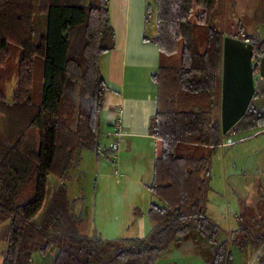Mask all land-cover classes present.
<instances>
[{"label":"trees","instance_id":"trees-1","mask_svg":"<svg viewBox=\"0 0 264 264\" xmlns=\"http://www.w3.org/2000/svg\"><path fill=\"white\" fill-rule=\"evenodd\" d=\"M110 0H0V226L9 222L2 264H33L55 252L53 264H157L192 231L213 245L211 264H234L232 246L249 245L264 264V220L219 242L221 227L206 214L213 159L226 138L264 129V39L253 45L256 93L247 114L226 135L221 121L223 45L216 25L220 0H157L160 56L180 54V66H160L153 200L145 238L106 240L82 234L84 201L69 199L68 182L84 151L101 149L100 118L109 86L102 56L115 47ZM17 87L7 103L6 84ZM59 184L45 209L49 178ZM41 221L37 222L42 213ZM195 223V224H193ZM255 228V227H254Z\"/></svg>","mask_w":264,"mask_h":264},{"label":"crops","instance_id":"crops-1","mask_svg":"<svg viewBox=\"0 0 264 264\" xmlns=\"http://www.w3.org/2000/svg\"><path fill=\"white\" fill-rule=\"evenodd\" d=\"M156 10L157 0H110L109 13L111 25L115 32V47L112 51L104 54L101 59L102 75L110 90L106 94L104 110L100 118L101 149L104 152L107 151V153L109 151V154L108 157L103 154L94 155L96 156L94 159L96 183L99 181L100 168L103 166L106 168L103 173V177L106 175V180L105 178L102 179V190L100 191L97 186V195L100 194V197H97L95 202L97 203L96 210H98L99 203V211L103 209L110 213L109 203H112V206L114 203H122L128 194L140 195L147 193L149 194V203L152 202L150 200V195L152 196L150 187L153 182L156 141L152 135L151 125L158 110V85L154 82L153 76L157 74L160 66L164 63L158 47L152 41L157 31ZM223 11L224 14L227 12L225 3L223 4ZM13 82L17 85L16 77L8 83ZM8 83L6 89H8ZM13 98L14 94L11 97L7 96V103L11 105ZM118 111L120 112L124 133L119 143V151L114 153L110 150L114 139L108 133L111 130L115 112ZM228 142L225 143L224 141L216 154L221 148H227L225 156L228 153L230 154L229 151L234 150L235 143ZM82 153L80 155L81 161ZM109 163L112 169H117L114 171V176L117 179L114 191L107 193L108 187L106 184L109 172H107L106 165ZM75 166L79 167L80 164ZM224 171L226 177L228 171L225 166ZM116 172L118 176H116ZM226 187L228 188L229 185L226 184ZM211 191L214 192L215 190L211 187ZM123 192L125 194H122ZM236 198L240 201L239 196L232 200L229 198V206L231 202L236 201ZM100 201H103L102 208ZM140 203L144 202L132 199L125 207L121 205L126 210L124 215L128 220L116 221L110 227L117 230V233L134 234L132 238H145L153 225L147 216L150 204H147L146 208L145 206L140 208ZM137 211H139V214L136 215ZM228 211L230 212V207ZM210 219L212 220V218ZM96 233L107 239L103 235V230L100 229ZM121 235L112 238V240L125 238ZM180 242L174 244L157 264H207L194 248L192 242H185L184 245L182 241ZM181 246H184L182 248L183 256H188L178 257L177 259L174 257L172 259L168 258L169 254L180 249ZM255 259L250 264H255ZM241 260V257L237 258L233 254L234 264H243Z\"/></svg>","mask_w":264,"mask_h":264},{"label":"rangeland","instance_id":"rangeland-1","mask_svg":"<svg viewBox=\"0 0 264 264\" xmlns=\"http://www.w3.org/2000/svg\"><path fill=\"white\" fill-rule=\"evenodd\" d=\"M224 3L227 5V12L224 14L223 11V14L217 17L216 20V25L220 29L230 35V37L240 40H244L251 35H258V37L264 39V0H220V6ZM164 66H180V54L172 59H164ZM1 74L2 68L0 66ZM16 86L15 82L8 83V89H6L7 96L11 97L14 94ZM13 89L14 91L12 92ZM0 142H7L4 119L1 115ZM227 142L235 143L234 150L229 151L230 154L228 153L225 156L227 148H221L214 157L211 187L215 191L209 193L206 210L208 217L212 218L222 229L218 238L219 242L229 240L231 233L241 228H253L254 233L258 235L262 232L263 228L261 226L256 227L255 225H260L264 220V129L253 130L242 134H232L225 139V143ZM94 155L96 154H90L89 152L82 153L80 166H74L71 180L68 182L69 199L71 201H84L83 207H85L86 219L81 227V232L88 236H96V231L98 232L101 229L104 231L103 235L108 240H112V238H116L121 234L122 237L132 238L134 234L117 233L118 231L111 228L110 225L116 221L128 220L124 215L126 210L121 205L125 207L132 199L141 200L144 203H140L139 207L142 208L145 206L146 208L147 204H150L149 194H128L122 203H114L113 206L112 203H109L110 213L103 209H101L102 212L99 211V203L98 210H96L97 203L95 200L97 197H100V194L97 195V188L99 187V190H102V179L105 178L106 180V175L103 177L106 168L104 166L100 168L99 181L96 183L94 160L96 156ZM101 159L104 161L103 158ZM110 163L106 165L107 172H109L107 175L108 182L106 184L108 187L107 193L112 192V190L114 191L117 179L114 176V171L117 169H112ZM224 166L227 167L228 171L226 177ZM58 184V180L54 176H50L45 209L51 202ZM226 184L229 185L228 188ZM122 194H125V192ZM237 196H239L240 201L236 198V201L231 202L229 206V198L232 200ZM150 200H153L151 195ZM100 202L102 208L103 201ZM229 207L230 212L228 211ZM43 213L38 216L37 222L41 221ZM137 214H139V211L136 212ZM120 215L123 217H120ZM8 228L9 222L0 226V264H2L3 253L6 249ZM185 242H192L194 248L199 252L204 261L207 264L212 263L213 249L217 245L211 244L194 230L188 237L182 240L183 245ZM182 248L184 246L169 254L168 258L172 259L174 257L177 259L178 257L184 258L188 256H183ZM253 249L251 245L244 251H241L235 245L232 246L233 254L237 258L241 257L243 264H250L260 253V251L255 253ZM174 253L176 254L174 255ZM54 260L55 252H50L47 255H43L40 252L33 254V264H53Z\"/></svg>","mask_w":264,"mask_h":264},{"label":"water","instance_id":"water-1","mask_svg":"<svg viewBox=\"0 0 264 264\" xmlns=\"http://www.w3.org/2000/svg\"><path fill=\"white\" fill-rule=\"evenodd\" d=\"M253 45L225 37L223 45L221 121L223 134L232 130L247 114L256 93ZM259 76L264 80V57Z\"/></svg>","mask_w":264,"mask_h":264},{"label":"built area","instance_id":"built-area-1","mask_svg":"<svg viewBox=\"0 0 264 264\" xmlns=\"http://www.w3.org/2000/svg\"><path fill=\"white\" fill-rule=\"evenodd\" d=\"M259 63H260V61H259ZM123 133H124V128H123L122 121L120 119V112L118 111V112H115L114 121L111 125V130L108 133V135L114 139V143L110 147L112 152L118 153L119 143L123 137ZM116 176H118L117 172H116Z\"/></svg>","mask_w":264,"mask_h":264},{"label":"flooded vegetation","instance_id":"flooded-vegetation-1","mask_svg":"<svg viewBox=\"0 0 264 264\" xmlns=\"http://www.w3.org/2000/svg\"><path fill=\"white\" fill-rule=\"evenodd\" d=\"M260 64V63H259ZM253 65L255 66V60L253 59Z\"/></svg>","mask_w":264,"mask_h":264}]
</instances>
